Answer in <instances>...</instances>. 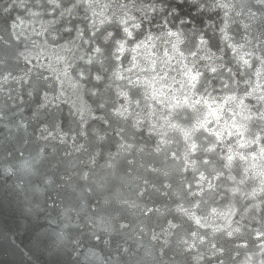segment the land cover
<instances>
[{"label": "clouds", "instance_id": "1", "mask_svg": "<svg viewBox=\"0 0 264 264\" xmlns=\"http://www.w3.org/2000/svg\"><path fill=\"white\" fill-rule=\"evenodd\" d=\"M0 264H264V0H0Z\"/></svg>", "mask_w": 264, "mask_h": 264}]
</instances>
